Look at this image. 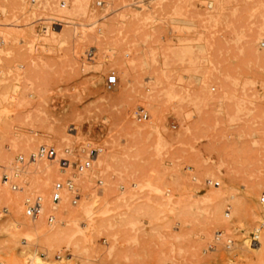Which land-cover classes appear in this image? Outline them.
I'll list each match as a JSON object with an SVG mask.
<instances>
[{
  "label": "rangeland",
  "instance_id": "obj_1",
  "mask_svg": "<svg viewBox=\"0 0 264 264\" xmlns=\"http://www.w3.org/2000/svg\"><path fill=\"white\" fill-rule=\"evenodd\" d=\"M64 1L65 7L50 0V8L39 4L36 10L28 0H17L26 12L9 17L24 28L15 54L30 61L23 58L39 94L31 103L20 105L19 97L5 104L1 121L23 125V134L13 126L4 136L0 131V153L14 162L40 143H54L60 154L70 148L71 160L82 159L91 146L100 150L82 171L72 164L63 168L57 160L30 164L38 184L12 191L22 200L33 192L49 195L50 205L52 182L68 179L80 194L72 204L74 191L68 190L78 220L67 222L74 225L51 228L43 212L47 224L11 229L12 205L0 187V261L18 248V264H27L33 252L50 264L62 246L55 239L62 235L67 243L70 238L72 253L61 261L65 264L76 257L74 264H264V253L254 252L258 244L249 239L255 233L264 237V217L253 213L264 206V0H119L113 8L111 0L99 5L91 0V13L74 23L37 18L62 17L56 9L69 8ZM3 5L0 0V21ZM46 26H61L58 40L45 42L52 40ZM2 38L0 49L9 47L0 32ZM34 59L36 67L30 65ZM111 69L117 82L108 86ZM170 91L185 99H169ZM24 140L34 142L22 146ZM12 164L0 165V178ZM87 173L91 217L78 207L80 178ZM216 230L229 234L235 245L206 250ZM74 246L85 247L84 253Z\"/></svg>",
  "mask_w": 264,
  "mask_h": 264
},
{
  "label": "bare ground",
  "instance_id": "obj_2",
  "mask_svg": "<svg viewBox=\"0 0 264 264\" xmlns=\"http://www.w3.org/2000/svg\"><path fill=\"white\" fill-rule=\"evenodd\" d=\"M37 2L35 3V4H33V7L34 8H36V10L37 9H39V7H42L43 6V8L42 9H45V10H47L48 8H50V0H36ZM90 1L91 0H69V2H70V4H69V8H66V9H56V11L60 14V15H63L62 17L63 18H69L68 20V22L69 23H74L73 21L75 20V19H80L81 17H85L87 14H90L91 13V7H90ZM106 1V0H105ZM108 1V0H107ZM117 1H119V0H111L109 3H108V7L109 6H111L110 8H113L118 2ZM5 2H6V5H3L2 6V9H3V11H4V14H5V17H4V20H2V21H0V27L2 26V25H6V27H4V28H0V32L1 33H3L4 34V36H6L7 37V39L9 40V43H10V46L9 47H5V48H1L0 49V74H1V78H0V131L2 132V136H4V135H6V131H8V129L9 128H11L12 126H13V128H12V131L14 132V133H16V134H23L22 132H23V125H21V124H19V125H9L8 123H6V122H2L1 121V117H2V115L4 114V112H6V109H7V107L5 106V104L6 103H12L13 104V102H17V99L19 98V97H22L23 98V100L20 102V105H22L23 103H25L26 101H29V103H31L32 102V97L34 96V94H39L38 93V90H35L34 89V82H33V77L31 76V70H26L25 69V64L23 63V62H25L24 60H23V58L25 59V57H22V55L23 54H20V55H18L17 53L15 54V50L16 49H14L15 47H16V43H17V41L19 40V38H20V36H21V31H24V30H22V29H24L23 27H19L18 25H16L17 23L15 22V20L14 19H16V18H9L10 16L12 17H14V16H16V13L19 11L20 13H22L25 9H24V5H22V10H21V6L20 7H18V4H17V0H5ZM104 2V1H103ZM220 3H222V2H220V0L218 1V4H220ZM264 3V2H263ZM39 4L40 5H42V6H39ZM119 4V3H118ZM117 4V5H118ZM212 4V3H211ZM67 5V3L63 6V7H65ZM99 5V4H98ZM107 5V4H106ZM116 5V6H117ZM107 6H103L102 8H103V10H107V9H110V8H108ZM100 8V7H99ZM24 9V10H23ZM41 9V10H42ZM52 9V8H51ZM98 9V8H97ZM35 10V11H36ZM94 10H96V9H94ZM24 12H26V11H24ZM23 12V13H24ZM31 12H33V11H31ZM19 13V14H20ZM35 13V12H34ZM33 13V14H34ZM42 13V12H41ZM18 14V15H19ZM179 14V17H182V13H178ZM263 16H264V11H263ZM18 15H17V17H18ZM95 15V14H94ZM123 16V15H122ZM64 19V20H65ZM14 20V21H13ZM63 21V20H62ZM264 23V22H263ZM55 25V24H54ZM108 25H109V23H107V22H104L103 23V26L107 29L108 28ZM31 26V25H30ZM20 29H19V28ZM63 27V26H62ZM103 27V28H104ZM104 28V29H105ZM29 29V28H28ZM262 29H264V24L262 25ZM21 30V31H20ZM60 30H61V26L60 27H58V28H50V27H48V26H46V32H49V34H50V37H51V39L52 40H49L47 37L45 38V42H54L55 40H58L59 39V34H60ZM108 30H109V28H108ZM61 34H63V33H61ZM65 35V36H64ZM62 37H65L66 38V40H67V37H66V34H64ZM49 36V35H48ZM65 38H63V39H65ZM62 39V40H63ZM38 40H39V38H38ZM5 39H1L0 40V44L1 43H3V44H5ZM25 42H27V41H25ZM48 42V43H49ZM57 42H59V41H57ZM56 42V43H57ZM63 42V44L65 43V40L64 41H62ZM33 43H34V40H33ZM62 44V45H63ZM49 45H52V44H49ZM56 45V44H55ZM61 47V46H60ZM18 50V49H17ZM107 50H109V51H111V52H109V53H112V54H114L115 53V50L114 49H112V47H109V48H107ZM19 57H22V59H20L19 60V62H17L16 60L18 59V56ZM6 57V58H8V62H5L6 60H5V58H4V60H3V57ZM15 56V60H13V57ZM17 58V59H16ZM27 58H28V56H27ZM10 59V60H9ZM12 60V62H10ZM21 60H23V61H21ZM26 61H29V60H27V59H25ZM35 61H31V63H30V65H32L33 67H36L37 66V59H34ZM30 62V61H29ZM29 62H25V63H29ZM27 66H28V64H27ZM29 68H31L30 66H29ZM42 93V92H41ZM173 97H175V98H173ZM177 97H180L181 99L182 98H184L185 99V97L184 96H182V95H180L179 93H176L175 91H170L169 92V99L170 98H172V99H175L176 101H177ZM39 98V97H38ZM40 99V98H39ZM171 99V100H172ZM31 101V102H30ZM45 101V100H44ZM38 102H40V101H38ZM175 102V101H174ZM179 101H177V103H178ZM181 103H183V101L181 102ZM181 106V105H180ZM182 109V108H181ZM31 112V111H30ZM27 118H29L30 117V114H28L27 116H26ZM43 123V122H42ZM45 131H48V130H45ZM50 131V130H49ZM32 132H34L33 130H32ZM54 133V132H53ZM56 133V132H55ZM44 134V133H43ZM39 137H41V136H39ZM42 138V137H41ZM41 138H39V139H41ZM43 139V138H42ZM46 139H47V137H46ZM46 139H43V141L44 140H46ZM3 140H4V137H3ZM42 141V140H41ZM47 141V140H46ZM33 140H24L23 142H22V146H25V145H28L29 147H31L30 146V144L32 145L33 144ZM24 148V147H23ZM3 148H1V150H2ZM58 149V148H57ZM60 150V149H59ZM58 150V151H59ZM25 152H26V150H25ZM60 152V151H59ZM98 153H99V151H98ZM98 153L96 154V155H98ZM95 155V156H96ZM41 159H35V160H31V161H29V163L24 167V169H23V171L20 173V174H22V176H23V178H22V180H21V182H19V184H20V187L21 188H23V189H26V190H29L30 188L31 189H33L32 187L38 182L37 181V179L35 180L34 179V177L32 178L31 176H30V174L32 173L33 174V172H34V170L33 171H31V172H29V170H28V167H31V165H34V167L36 166V164H38V161H40ZM11 161H12V159L11 158H9V156H6V155H4V154H2V152L0 153V165H7V164H12L11 163ZM13 162V161H12ZM45 162H48V160H45ZM51 162V161H50ZM35 163V164H34ZM40 163V162H39ZM31 164V165H30ZM91 164H92V162L90 163V165L87 167V168H89L90 166H91ZM30 165V166H29ZM69 166V165H68ZM67 166V167H68ZM8 167H10V166H8ZM47 167V166H46ZM66 168V167H65ZM87 168H85V169H87ZM46 169V168H45ZM40 169L38 168V169H36V171H39ZM84 170V169H83ZM82 171V170H81ZM91 171V170H90ZM39 172H41V170L39 171ZM45 172V171H44ZM87 172H88V170H87ZM37 172H35L34 174H36ZM89 173V172H88ZM88 173H87V175H82V178H80L81 180H80V183L79 184H81V193H82V196H81V203L79 204L80 206H78L79 207V210L82 212V213H84V214H86L87 216H89V217H91L92 215H93V206H94V202H93V200L91 199V197H90V195H87L86 194V192L87 191H89V190H87L88 189V182H90L89 180V175H88ZM20 174H19V176H20ZM39 174V173H38ZM77 175V174H76ZM78 175H80V174H78ZM77 175V176H78ZM19 176H18V181H19ZM37 176V175H36ZM75 175H73V177H74ZM47 177V176H46ZM1 179V178H0ZM50 180H51V178H50ZM76 181H79V180H76ZM46 182H47V180H46ZM44 183H45V180H41V184H43L44 185ZM38 184V183H37ZM47 184V183H46ZM40 185V184H39ZM38 185V186H39ZM75 187H76V185H74ZM0 187H4L5 189H7V197H8V200L10 201V204L12 205L11 206V218H10V220H8V221H10L8 224H9V226L8 227H13V228H19V227H23V228H27V229H33V228H37V227H39L41 224H43V223H46V221L43 219V217H45V216H40V215H42V213L43 212H49V211H51V207H52V202L50 203V205H49V195H47L46 196V198H44V200H43V208H42V213L39 215L40 217L38 218H25V217H20L21 215H22V212H23V200L20 198V196L19 195H16V194H14L15 192H12L13 190H11V188H9L7 185H5L3 182L1 183V180H0ZM35 187H36V185H35ZM40 187V186H39ZM42 189V188H41ZM30 191V190H29ZM89 193V192H88ZM68 196H69V193H68V190L67 189H65L63 192H62V196H61V199L58 201V203L55 205L56 206V209L54 210V213H55V215H56V221H54L53 223H48L49 225H50V227L51 228H55L56 226H58V225H60V224H62V222H67L68 220H73L74 219V221L75 222H77L76 220H78L77 218L75 219V216L74 215H78V214H75V212H73L72 210H71V205L70 204H68L69 202H68ZM108 200V199H107ZM107 202V201H106ZM61 203V204H60ZM75 204H77V202L75 203ZM106 204V203H105ZM61 205V207L60 208H58L59 206ZM107 206H108V204H106ZM107 206H105V207H107ZM104 207V209H106ZM57 209H59L58 210V212H59V215L57 214ZM253 210L255 211H253V213H255V215H256V213H259V214H262V216L264 217V206H261V207H258V208H256V209H254L253 208ZM79 213V212H78ZM104 213V212H103ZM0 214H1V210H0ZM258 214V215H259ZM17 217V216H19V218L18 219H14V217ZM23 216V215H22ZM260 216V215H259ZM29 217V216H28ZM72 217H74V218H72ZM7 219H9V218H7ZM71 223H72V225H74L75 223H73V221H70ZM70 222H67L68 224H70ZM7 224V225H8ZM47 224V223H46ZM78 224V223H77ZM6 225V226H7ZM79 225V224H78ZM5 226V227H6ZM61 226V225H60ZM76 226V225H75ZM80 226V225H79ZM62 227V226H61ZM78 227V226H77ZM3 228H4V226H3ZM13 228H11V229H13ZM8 230V229H7ZM10 230V229H9ZM259 230V228L258 229H256V231H258ZM74 236V234H71L70 236ZM24 236H26V235H24ZM60 236V238H56L55 240L56 241H62L61 243L62 244H60L59 242V244L60 245H63V244H65V243H67L66 242V240H60V239H62L63 237H62V235H59ZM62 237V238H61ZM68 237H69V235H68ZM254 237H256L257 238V241L256 242H254L253 241V238ZM58 239V240H57ZM67 239H69L70 240V238H67ZM71 239H73V240H75V238H71ZM249 239L252 241V242H254V243H256V244H258V246L256 247V249H254V252H256V253H264V237H262V235L261 234H259V233H255V234H251V236L249 237ZM69 240H68V243H67V245L66 246H68V244H69ZM234 240V239H233ZM74 242V241H73ZM46 243V242H45ZM75 244H76V240H75ZM23 245V244H22ZM43 245H45V247H46V245H48V244H42V246ZM51 245V244H50ZM80 245V244H79ZM78 245V246H79ZM91 245V246H90ZM89 245V247H90V249L92 250V251H95L94 249H92L93 247H92V244H90ZM234 245H235V240H234ZM24 246H26V245H24ZM24 246H22V248L25 250V248L26 247H24ZM49 246V245H48ZM53 246V245H52ZM44 247V246H43ZM58 247H61V246H58ZM216 247V246H215ZM215 247H214V249H215ZM16 248V247H15ZM14 248V249H15ZM21 248V249H22ZM47 248H49V247H47ZM88 248V247H87ZM42 249H44V248H42ZM58 249H60V248H58ZM70 249V248H69ZM75 249H79L78 247L76 248V246H74V250ZM84 249H85V247H84ZM84 249H82V250H80L81 252L84 250ZM89 249V248H88ZM214 249H212V250H214ZM24 250H22V251H24ZM77 250H75V251H77ZM91 250H86L85 251V254H86V252L88 253V251H91ZM104 250V249H103ZM71 251V250H70ZM80 251H77V253H79ZM111 251H112V249H111ZM19 252H20V250L17 248L16 250H14V251H12V253H11V257L8 259V261H4V259L2 258V260L0 261V264H8V263H10V264H18V261H20V259L18 260L17 259V254H19ZM43 253H44V250H43ZM83 253H84V251H83ZM72 254V253H71ZM75 254V253H74ZM80 254H82V253H80ZM79 254V255H80ZM92 254V257H94V255H93V253H91ZM94 254H96V253H94ZM76 255V254H75ZM74 255V256H75ZM90 255V254H89ZM43 256H44V254H43ZM77 256V255H76ZM81 256H83V257H81ZM104 256V255H103ZM86 257H90V256H86ZM106 257V256H105ZM63 258H65V256H61V257H59V258H54L53 257V259H52V261L53 262H55L56 264H62L63 262H61V261H64L63 260ZM68 258V257H67ZM74 258V257H73ZM79 257H76L75 259H72V258H70V259H72V260H70V261H68L69 259H67L66 260V262H68L67 264H69V262H70V264H74V261L76 260V259H78ZM82 258H84V255L82 254V255H80V259H82ZM115 258V257H114ZM118 258V257H117ZM103 259V258H102ZM106 259V258H105ZM74 260V261H73ZM93 261V260H92ZM49 262V261H48ZM47 262V263H48ZM53 262L51 263L50 262V264H53ZM79 263H80V261H78ZM81 262H82V260H81ZM84 262V261H83ZM54 263V264H55ZM27 264H46L45 262H44V260H43V258L37 253V252H33L32 253V255H31V258L27 261ZM63 264H65V263H63ZM80 264H82V263H80Z\"/></svg>",
  "mask_w": 264,
  "mask_h": 264
},
{
  "label": "built area",
  "instance_id": "obj_3",
  "mask_svg": "<svg viewBox=\"0 0 264 264\" xmlns=\"http://www.w3.org/2000/svg\"><path fill=\"white\" fill-rule=\"evenodd\" d=\"M103 1L104 0H98L97 4ZM36 2H37L36 0H28V3L30 5L35 4ZM65 4L66 2L64 0H59L60 7H63ZM37 18H52L51 20L52 24H61L62 20L60 18L63 17L54 13H50L46 15H40ZM91 53H92V49H89L88 54ZM0 78H1V74H0ZM116 82H117V74L115 70L111 69L106 74V83L108 86H111L114 85ZM140 115H142V117L145 118L147 116V113L143 112L140 113ZM99 150L100 148L98 146H91L87 149V153L82 159L71 160L70 157L72 156L71 154L72 150L70 148L69 149L65 148L62 151V154H60L58 153L57 147L54 143H40L39 145H37L35 150L33 152H30L27 156L22 154L16 155L12 166L5 169L1 173V181L12 190L21 188L18 181V176L23 171L27 163L35 159L57 160L58 164L63 168L67 167L69 164H72L76 170L81 171L90 165L93 157L98 153ZM65 189L74 191L73 196L70 199V202L72 204H75L78 201L80 197L78 189L68 179L66 180L55 179L49 188L50 200L53 203V205L51 207V211L47 212L46 214V220L48 223H53L54 221H56V215L54 213V210L56 209L55 205L61 199L62 192ZM262 196L263 197L261 201H264V195ZM43 200H44L43 195L40 192L28 193L23 200L24 213L33 219L39 217V215L42 213ZM101 239L102 242H105L104 237H102ZM253 241H257V238L254 237ZM218 243L221 244L222 247L229 249L233 246L234 240L229 234L224 233L222 230H216L213 236V242L208 243L206 250L214 249V247ZM70 255H71L70 249L66 245H62L61 248L58 249L53 254V257L54 258H59L61 256L68 257Z\"/></svg>",
  "mask_w": 264,
  "mask_h": 264
}]
</instances>
